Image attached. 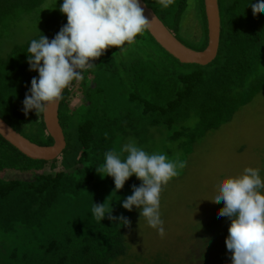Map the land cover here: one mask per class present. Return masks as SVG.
I'll return each mask as SVG.
<instances>
[{
	"label": "trees",
	"instance_id": "obj_1",
	"mask_svg": "<svg viewBox=\"0 0 264 264\" xmlns=\"http://www.w3.org/2000/svg\"><path fill=\"white\" fill-rule=\"evenodd\" d=\"M143 1L185 45L206 46L203 0H191L201 26L196 42L181 35L189 0H175L168 8L159 0ZM44 2L0 0V36ZM54 2L36 35L0 56V118L41 145L52 142L42 114L30 110L25 115L22 101L38 76L27 62L30 41L41 35L51 40L67 22L59 10L62 0ZM218 5L219 47L207 65L180 63L146 29L132 43L110 46L90 61L94 65L83 72V80L64 89L58 107L66 141L62 153H70V161L27 158L0 136V264H111L125 253V225L107 214L98 221L91 213L93 200L127 220L134 206L131 211L121 206L131 192L120 191L114 200L104 199L107 192L98 195L96 169L105 153L114 151L123 159L127 153L116 148L127 139L147 149V139L159 133L176 140L188 156L208 131L230 121L264 89V12L254 14L248 0H218ZM107 183L114 184L113 178ZM220 252L216 264H230L229 250Z\"/></svg>",
	"mask_w": 264,
	"mask_h": 264
},
{
	"label": "clouds",
	"instance_id": "obj_2",
	"mask_svg": "<svg viewBox=\"0 0 264 264\" xmlns=\"http://www.w3.org/2000/svg\"><path fill=\"white\" fill-rule=\"evenodd\" d=\"M174 2L159 0L163 8ZM248 3L254 14L264 12V0ZM59 10L66 14V24L51 40L41 35L32 39L27 48L29 70L37 71L38 76L31 79L22 101L25 115L30 110L44 114L63 98L62 92L71 82L84 79L83 72L94 65L91 60L99 58L110 46L132 43L150 22L140 0H62ZM124 152L127 156L122 159L114 151H107L104 163L96 171L102 178L112 177L115 190L135 175L141 183L131 186L132 194L121 201V206L128 211L135 206L148 226L164 236L162 186L176 177L185 163L171 160L165 153L149 154L134 142L125 144L121 149ZM211 199L223 201L217 215L230 220L225 237L230 264H264V180L260 169L246 167L240 175L221 179ZM91 213L98 221L107 214L110 220L129 223L126 217H113L104 203H93Z\"/></svg>",
	"mask_w": 264,
	"mask_h": 264
},
{
	"label": "rangeland",
	"instance_id": "obj_3",
	"mask_svg": "<svg viewBox=\"0 0 264 264\" xmlns=\"http://www.w3.org/2000/svg\"><path fill=\"white\" fill-rule=\"evenodd\" d=\"M55 5L54 0H45L43 8L40 6L31 13H23L12 21L11 28L0 36V56H5L14 45L36 35ZM193 5L181 35L196 42L201 37V26ZM181 69L187 70L186 67ZM129 142H134L149 154L165 153L171 160L184 162L185 167L178 169L179 174L162 186L160 213L164 236L148 226L134 206L129 223L124 226L125 253L111 264H216L215 257L219 252L228 250L225 237L230 224L229 218L217 215L223 201L211 199L218 182L242 174L246 167L260 169L264 180V89L241 107L230 121L208 131L188 156L176 147V140L164 139L159 133L147 139V149L139 146L136 139L129 138L116 148V152ZM61 157H65L67 162L72 159L70 153H61L58 159ZM59 163L56 167L61 165V161ZM51 166L49 163L45 169ZM107 177L110 176H100L96 186L98 195L107 192L104 194L107 200L118 198L120 191L132 193L131 186L141 183L132 175L128 178L132 183L115 190L114 184L107 183ZM93 203H97L96 200Z\"/></svg>",
	"mask_w": 264,
	"mask_h": 264
},
{
	"label": "water",
	"instance_id": "obj_4",
	"mask_svg": "<svg viewBox=\"0 0 264 264\" xmlns=\"http://www.w3.org/2000/svg\"><path fill=\"white\" fill-rule=\"evenodd\" d=\"M203 2L207 25V43L203 49L197 50L181 42L157 17L153 9L140 0L141 6L145 9L144 15L150 21L146 28L147 32L160 47L182 64L207 65L217 55L221 28L218 0H203ZM59 103L60 101L51 105L42 114L46 132L52 140L50 144L41 145L28 139L2 118H0V136L27 158L44 161L56 159L66 147L64 132L58 117Z\"/></svg>",
	"mask_w": 264,
	"mask_h": 264
}]
</instances>
